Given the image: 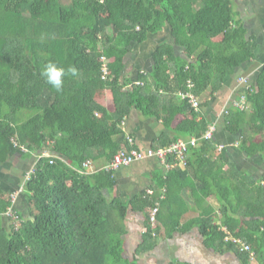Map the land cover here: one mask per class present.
<instances>
[{"label": "trees", "instance_id": "trees-1", "mask_svg": "<svg viewBox=\"0 0 264 264\" xmlns=\"http://www.w3.org/2000/svg\"><path fill=\"white\" fill-rule=\"evenodd\" d=\"M237 15L234 0H0V167L16 158L35 162L29 179L20 176L29 218L12 203L16 191L0 184V264H136L125 257L129 210L144 214L143 245L163 235L159 222L167 237L197 226L210 249L234 251L243 264H264V174L240 168L217 134L203 139L210 126L219 128L204 113L210 100L255 58L253 38ZM166 28L173 43L155 52L152 72L125 79L136 46ZM102 57L109 60L107 79ZM49 61L75 66L80 75L66 77L57 93L40 76ZM249 84L235 101L244 96L250 111L232 101L219 123L242 156L264 160V66ZM104 91L112 93L114 111L97 101ZM187 92L199 99L198 111L182 98ZM134 109L162 121L164 132L152 149L198 142L184 167L155 176L153 186L125 203L107 198L117 181L116 171L105 167L130 148L122 124ZM46 149L53 164L42 158ZM94 165L107 166L93 172ZM191 184L192 198L217 204L206 202L196 220L182 225L188 208L181 194ZM163 186L166 200L149 195ZM158 200L154 226L150 210ZM180 200L184 210L166 217L163 208L170 201L167 209L179 208ZM11 207L23 221L18 230L3 217ZM222 228L250 250L227 241Z\"/></svg>", "mask_w": 264, "mask_h": 264}, {"label": "crops", "instance_id": "crops-1", "mask_svg": "<svg viewBox=\"0 0 264 264\" xmlns=\"http://www.w3.org/2000/svg\"><path fill=\"white\" fill-rule=\"evenodd\" d=\"M234 8L238 13L237 19L241 21L246 30L248 36L253 38V44L255 46V58L251 63L244 64L239 68L234 75H232L225 84L224 89L216 94L215 99L210 100V106L204 111V113L219 124L217 136L222 145H226L231 158H237L236 162L242 169L247 170L254 176H261L264 174V160L261 159H248L239 153L234 144V137L224 132L220 127V121L222 120L223 110L226 106L230 105V102L236 100L239 96V92L244 90L243 85L240 84V78L247 77L254 85V80L264 66V0H234ZM173 43V39L170 34V29L166 28L163 32L155 35H151L149 40L142 46H136L134 52L128 58V65L124 73L125 79H131L132 82L137 79L138 75L143 72H152L154 67L153 55L159 47L165 44ZM151 48V49H145ZM179 49L176 50V56L181 55ZM178 54V55H177ZM97 101L107 107L110 111H114L112 93L109 91L99 92L96 96ZM207 99V98H205ZM201 98V102L205 101ZM250 111V105L248 109ZM245 111V112H246ZM184 119V116L180 115L175 123L177 125ZM126 122L125 129L127 134L132 135L136 142L137 148H153L158 145V140L164 132L163 124L161 120H155L154 118H147L140 114L136 109L132 110ZM261 137H257L259 140ZM18 162L16 166L15 163ZM12 166H8L9 175H5L2 170L0 171V184L3 185L8 191H18L23 186L19 170L25 165V162L21 158L13 159ZM16 166V167H15ZM107 165H94V171L98 168H103ZM182 167H176L169 169L166 165L161 163L157 159H147L138 163H134L128 167H122L116 171V186L114 190L108 194L109 199H121L123 202L128 203L141 191H144L153 186V178L155 176L164 177L170 171L181 169ZM21 176V177H20ZM15 177L20 178V186ZM189 182V181H188ZM182 181H176L175 185L182 184ZM19 186V187H18ZM165 186L159 191L154 190V197L160 195ZM167 190V189H166ZM181 197L183 199L178 203L180 207L169 208L172 204L163 208V214L166 217H176L179 211L188 208L187 213L181 220V224L196 220L200 214H202L207 203L209 202L213 206L217 204L215 198H210L206 201L201 198H192V184L190 188L185 189ZM166 200V199H165ZM184 203V204H183ZM161 208V207H160ZM16 209L22 214L23 217H30V210L25 202V198L20 195L16 202ZM146 221L144 214L129 210L127 220L125 222L127 234L124 237V249L125 257L134 261L136 264H243L242 261L235 255L234 251H225L219 253L210 249L206 240L201 234L200 228L195 226L187 232H175L173 236L167 237L164 235V227L159 222V226L162 227V236L156 239L154 242L150 241L148 244L143 245L144 234L146 232ZM8 225V223H6ZM225 233L228 232L226 228H222ZM230 244V243H227Z\"/></svg>", "mask_w": 264, "mask_h": 264}, {"label": "built area", "instance_id": "built-area-1", "mask_svg": "<svg viewBox=\"0 0 264 264\" xmlns=\"http://www.w3.org/2000/svg\"><path fill=\"white\" fill-rule=\"evenodd\" d=\"M102 62V71H103V79H107V77L110 74L109 71V60L106 57L101 58ZM240 84L246 86V89H250L251 86L249 84V78L247 77H242L240 78ZM192 87V85H190ZM182 98L186 99L189 101V103L192 105V107L198 111L200 107L199 99L192 93V92H187V93H182ZM233 103L240 107L241 110H247L248 105L246 98L243 96L240 101H235L233 100ZM125 122H123L122 126H125ZM217 129L214 125L210 126L208 131L204 134L203 139L205 140H211L214 135L216 134ZM128 142H129V147L130 148H124L121 150L114 158L113 163L110 164V166L105 167L106 170H114L117 171L122 167H128L131 166L134 163H138L147 159H159L161 163L166 165L169 169H174L176 167H184L187 162V153L189 151V147L195 146L198 142L197 139H191L189 142L184 141V140H179L175 143H173L170 146H167L165 148H160L158 150H154L152 148H137L135 140L128 135ZM223 149V146L220 147V150ZM24 151H26L24 149ZM49 158L51 159L50 163L53 164V155L50 153H43L42 158ZM170 159H174L175 163L170 164L169 161ZM86 168L92 169L91 163H86L85 164ZM34 172V169L28 174V178H30L31 173ZM24 191V187L22 186L21 189H19L17 192H14V194L11 196L12 203L15 205L18 197L22 194ZM166 188L162 191V193L159 195V198L161 200H164L166 198ZM150 196H154L155 193L154 191H149ZM160 210V201L158 200L156 203V206L150 210V220L151 223L155 226V224L158 223L157 221V215ZM3 217L9 218L13 220L15 228L18 230L22 227L23 221L22 219L18 216L17 212L14 210L13 207L9 208L7 213L3 215ZM227 241H230L245 251H249L250 247L245 244L241 239H236L230 236L229 232H227ZM254 256V255H253Z\"/></svg>", "mask_w": 264, "mask_h": 264}, {"label": "clouds", "instance_id": "clouds-1", "mask_svg": "<svg viewBox=\"0 0 264 264\" xmlns=\"http://www.w3.org/2000/svg\"><path fill=\"white\" fill-rule=\"evenodd\" d=\"M79 75V70L75 66L64 68L53 61L47 62L40 72V76L45 83L50 85L57 93L63 91L66 77H78Z\"/></svg>", "mask_w": 264, "mask_h": 264}, {"label": "rangeland", "instance_id": "rangeland-1", "mask_svg": "<svg viewBox=\"0 0 264 264\" xmlns=\"http://www.w3.org/2000/svg\"><path fill=\"white\" fill-rule=\"evenodd\" d=\"M145 49H151V48H145ZM34 144H36V145H38L37 144V142L36 143H34ZM45 153H48V154H50V152H49V150H45L44 151ZM43 153V152H42ZM15 165L17 166L18 165V162H16L15 163ZM34 165H35V162L34 163H32V164H26L25 163V165H21V166H18V167H21V169L19 170V173H20V175H22V173H23V176L26 178V177H28V174L34 169ZM8 166H12L13 167V164H9ZM15 166V167H16ZM8 169V167H6V168H4V167H0V171L2 170L4 173H6L5 175H9V174H7V173H9V171L7 170ZM1 173V172H0ZM2 174V173H1ZM23 177V179H22V183H23V181H24V178Z\"/></svg>", "mask_w": 264, "mask_h": 264}]
</instances>
